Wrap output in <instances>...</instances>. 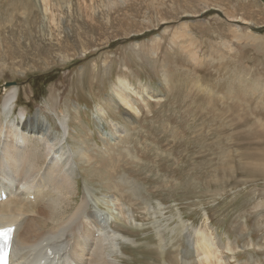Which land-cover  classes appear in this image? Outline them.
Instances as JSON below:
<instances>
[{
  "label": "rangeland",
  "instance_id": "obj_1",
  "mask_svg": "<svg viewBox=\"0 0 264 264\" xmlns=\"http://www.w3.org/2000/svg\"><path fill=\"white\" fill-rule=\"evenodd\" d=\"M34 117L103 264H264V0H0V120Z\"/></svg>",
  "mask_w": 264,
  "mask_h": 264
},
{
  "label": "bare ground",
  "instance_id": "obj_2",
  "mask_svg": "<svg viewBox=\"0 0 264 264\" xmlns=\"http://www.w3.org/2000/svg\"><path fill=\"white\" fill-rule=\"evenodd\" d=\"M15 93L13 88L7 92L2 112L15 103ZM24 113L22 111L21 115ZM63 130L66 131L65 127ZM25 132L41 136L40 150L30 147ZM52 138L38 117L16 124H3L0 120V227H14L10 264H103L101 257L105 251L102 252L101 240L105 234L102 226L110 219L116 221V214L106 196L99 198L88 188L83 189L81 200L69 210L66 196L73 189L72 177L69 160L61 158L66 157V150L68 158L72 152L60 146L58 149L63 154L53 156L59 140ZM46 160L44 169L40 168ZM40 169L43 171L39 172ZM90 198L96 206L105 209L99 210L100 213L90 209L95 206L89 205ZM47 214L55 220L41 222ZM177 226L181 227H178L181 232L185 228L181 220ZM94 229L101 232L97 238ZM186 249L188 254L181 263L195 264L192 250Z\"/></svg>",
  "mask_w": 264,
  "mask_h": 264
},
{
  "label": "water",
  "instance_id": "obj_3",
  "mask_svg": "<svg viewBox=\"0 0 264 264\" xmlns=\"http://www.w3.org/2000/svg\"><path fill=\"white\" fill-rule=\"evenodd\" d=\"M12 83H15V82H8L7 85L12 84ZM7 85H6V86H7Z\"/></svg>",
  "mask_w": 264,
  "mask_h": 264
}]
</instances>
